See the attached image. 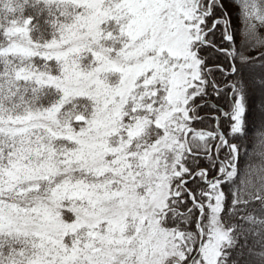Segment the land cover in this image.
Returning <instances> with one entry per match:
<instances>
[{
  "label": "snow or ice",
  "instance_id": "6c2138e0",
  "mask_svg": "<svg viewBox=\"0 0 264 264\" xmlns=\"http://www.w3.org/2000/svg\"><path fill=\"white\" fill-rule=\"evenodd\" d=\"M0 264H264V0H0Z\"/></svg>",
  "mask_w": 264,
  "mask_h": 264
}]
</instances>
